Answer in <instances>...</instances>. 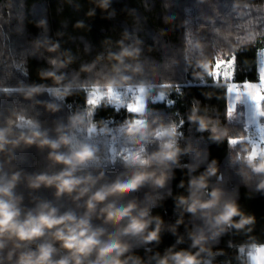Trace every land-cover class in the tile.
<instances>
[{
	"label": "clouds",
	"instance_id": "clouds-1",
	"mask_svg": "<svg viewBox=\"0 0 264 264\" xmlns=\"http://www.w3.org/2000/svg\"><path fill=\"white\" fill-rule=\"evenodd\" d=\"M88 2L92 5L88 17L95 16L97 8L108 17L115 15L112 0ZM234 7L239 9V3ZM252 24L249 21L242 34L233 32L230 25L216 29L229 40L224 54L234 55L264 37V30L257 31ZM38 26L47 30V21L39 20ZM76 27H85L84 21H78ZM145 41L143 35L133 38L124 31L120 39L106 40L103 52L82 64L71 77L64 71L76 59L70 50L48 37L34 41L35 52L43 49L54 54L48 57L49 67L38 71L41 81L51 80L52 84L21 82L16 91L25 99L56 113L62 107L59 101L74 94L82 73L96 76L87 88V104L91 107L72 112L53 129L42 127L39 120L19 107L0 116V264H216V257L225 254L216 248L224 234L232 230L252 232L255 215L221 185L218 160H209L205 149L184 138V118L150 114L146 103L149 97L164 100L173 91L183 93L168 75L178 61L171 58L168 67L157 72L153 65L162 62H149ZM188 47L196 53L194 58L185 57L193 77L205 83L211 78L213 86L221 87L216 57L204 52L205 42L189 41ZM134 88L139 99L129 102L135 110L128 109L133 115L126 128L114 129L108 120L94 118L95 106L101 101L119 111ZM45 92L53 99H37ZM205 95L210 97L212 93ZM256 99V114L264 116L258 93ZM232 118V114H226L222 119L215 107L199 100H194L186 113L187 122L197 132H207L209 141L228 142L229 162L236 166L242 183L252 193H264V140H254L246 125L242 129L230 125ZM97 137H106L107 141L102 145L93 142ZM113 140L120 142L125 153L120 161L126 165L115 175L111 169L118 153L109 147ZM150 145L155 147L149 150ZM33 146L47 150L49 168L55 170L29 173L14 163L18 149ZM106 151L110 155L106 156ZM189 155L191 162L182 163V158ZM205 161L206 166L199 171ZM177 168L187 169V179L178 185L184 191L173 195L168 185ZM21 184L30 194L41 188L53 189L54 199L31 195L32 206H27L24 193L17 191ZM145 186L149 191L142 199L131 195ZM167 196L174 199L178 213L173 223L153 214V208ZM65 198L71 207L57 203ZM188 220L196 222L189 224ZM181 225H185L183 232ZM166 233L172 234L175 242L161 252L158 246ZM185 243L187 247H180ZM139 248L144 249V255L138 253ZM250 248L245 256V247H240L236 257L240 264H249V257L256 264H264V245L253 242Z\"/></svg>",
	"mask_w": 264,
	"mask_h": 264
},
{
	"label": "trees",
	"instance_id": "trees-1",
	"mask_svg": "<svg viewBox=\"0 0 264 264\" xmlns=\"http://www.w3.org/2000/svg\"><path fill=\"white\" fill-rule=\"evenodd\" d=\"M237 2L240 5L239 9L234 7ZM90 7L92 5L88 0H0V116H6L10 108L19 107L25 109L30 117L39 120L42 127L53 129L56 122L66 121L72 112L91 107L87 104V88L94 82L96 73H82L79 81L76 82L74 94L64 101H59L62 107L56 113L47 111L43 104H34L16 91L21 82L52 84L51 80L41 81L38 71L49 67L48 57L54 54L47 53L43 49L35 52L34 41L37 38L48 37L58 40L62 49L73 53L76 57L75 61L64 70L71 77L73 73L79 71L82 64L92 62L99 53L103 52L106 40L111 39L114 42L121 38L124 31L130 32L133 38L136 35L145 36V54L149 62H162L160 65H153L157 72L161 67L167 68L171 58L178 61L168 75L183 93L180 95L173 91L171 96L174 103L170 105L149 97L146 103L150 114L164 118L173 117L177 120L184 118L185 122L181 128L184 138L191 139L205 149L209 160L213 158L218 160L219 182L228 192L237 195L241 206L256 217L252 232L232 230L224 234L216 244V248L223 249L225 253L216 257V264H225L226 261L240 264L236 257L240 255L241 246L245 247L244 255L247 256V253L252 251L250 245L253 242L258 245L264 244V193H252L242 183L236 172V166L229 162L227 141L213 143L207 139V132L199 133L187 122L186 113L194 100L215 107L224 119L227 113L229 80L220 76L222 86L215 87L211 78L207 83L195 79L185 57L192 55L194 58L196 55L188 47L189 41L203 40L204 52L215 56L216 63H226L236 57L232 71L234 83L259 82L258 55L264 48V37L258 38L254 45L242 48L234 55H226L224 49L230 46L229 40L216 29L230 25L233 32L242 34L249 26L248 22L253 21L251 27L257 31L264 30V0H112L111 7L115 10V15L112 17H108L107 13L99 8L95 16L88 17L86 13ZM171 14H175L174 19L170 18ZM41 19L47 21V30L38 26V21ZM78 21H84L85 27H76ZM97 67L102 68V65ZM150 74L155 72L150 70ZM80 84H84L85 87L81 88ZM205 93L212 95L208 97ZM37 99L47 101L53 98L45 92ZM262 107L264 109V103ZM132 115L126 105L121 106L117 111L116 106L106 105L103 101L95 106L94 112L96 120L106 119L114 129L126 128V122ZM228 123L241 129L246 125L241 122L228 121ZM247 129L249 133L252 131L248 126ZM106 141V137H97L93 142L102 145ZM109 147L118 153L117 161L111 169L112 174L115 175L126 166L120 161L125 153L119 141H111ZM153 147L155 145H150L149 150ZM105 155L108 156L110 153L106 151ZM46 157L47 150L41 151L33 146L23 150L18 149L14 163L29 173L55 170L49 168ZM189 162H191L190 155L182 158V163ZM206 163L207 161L202 164L199 171H203ZM186 171V168L175 169V177L168 185L173 195L184 191L178 185L181 180L187 179ZM213 180L215 182L216 178ZM17 191L24 193L27 206H32L31 195L54 199L53 189L41 188L30 194V190L21 184ZM147 191L149 188L145 186L131 195L142 199ZM161 191L166 192L167 189ZM57 203L63 204L64 208L71 207L66 198ZM153 214L163 216L167 222H175L178 213L172 196H167L162 204L154 207ZM195 222L187 221L189 224ZM180 231H185V225H181ZM174 242L175 237L166 233L158 250L162 252ZM180 247H187V243ZM137 251L140 255H144L143 248Z\"/></svg>",
	"mask_w": 264,
	"mask_h": 264
},
{
	"label": "snow or ice",
	"instance_id": "snow-or-ice-1",
	"mask_svg": "<svg viewBox=\"0 0 264 264\" xmlns=\"http://www.w3.org/2000/svg\"><path fill=\"white\" fill-rule=\"evenodd\" d=\"M234 60H236V57H234ZM258 80H259V83H253V82H247V81L242 84L233 83L237 86L239 91L234 90L231 93V95L228 96L226 114H232V116L234 117V112L237 109V105L243 102L245 96H247L248 99L253 102L251 105V112L253 113V118H254V115L256 114V105H257L256 93L259 94V103L260 104L264 103V56H262V59L260 61ZM245 85H250L254 87H250L248 90H245ZM129 91L133 92L134 89H130ZM232 94H234V98ZM137 99H139V95L135 96V101ZM127 109L133 110V111L135 110L133 104H128ZM260 132H261L260 139L264 140V127H261Z\"/></svg>",
	"mask_w": 264,
	"mask_h": 264
},
{
	"label": "crops",
	"instance_id": "crops-1",
	"mask_svg": "<svg viewBox=\"0 0 264 264\" xmlns=\"http://www.w3.org/2000/svg\"><path fill=\"white\" fill-rule=\"evenodd\" d=\"M262 56H264V48L259 51L258 68L260 66V61L262 59ZM221 63L222 62L216 63V67L219 66L218 71L221 70V73L219 74V76H223L225 78V80H226V78L229 80V83L227 85L228 86V93H232L234 90L239 91V89H236L235 85L233 84L234 82L232 81V78H231L232 72L228 74V72L222 66H220ZM221 67H222V69H220ZM257 83H259V82H257ZM250 87H254V86L245 85V90H248ZM241 90H243V89H241ZM232 95L234 98V94H232ZM228 96H229V94H228ZM252 103L253 102L250 101L247 96H245L243 102H241V105L244 106V108H243V121H241V123H245L249 128H252V131L249 134L252 136V138L254 140L259 141L260 134H261V132H260L261 127H264V116H258L257 114H255L254 118H253V113L251 112ZM237 108L239 110V104L237 105ZM261 108L263 109L262 104H261ZM261 245H264V244H261ZM249 263L250 264H256V261H253L249 257Z\"/></svg>",
	"mask_w": 264,
	"mask_h": 264
},
{
	"label": "rangeland",
	"instance_id": "rangeland-1",
	"mask_svg": "<svg viewBox=\"0 0 264 264\" xmlns=\"http://www.w3.org/2000/svg\"><path fill=\"white\" fill-rule=\"evenodd\" d=\"M227 72L228 74L231 73L234 70V59H230L228 62H222L221 65ZM222 67L220 69H222ZM219 66L216 67L217 73L220 74L221 70L218 71ZM137 95H139V93H137ZM136 95V96H137ZM129 93H127V98L125 99V102L122 106H127L129 104V102H135V98H129ZM243 108L244 106L241 105V103L239 104V110L237 108V110L234 112V117L230 120L231 122H241L243 121Z\"/></svg>",
	"mask_w": 264,
	"mask_h": 264
},
{
	"label": "built area",
	"instance_id": "built-area-1",
	"mask_svg": "<svg viewBox=\"0 0 264 264\" xmlns=\"http://www.w3.org/2000/svg\"><path fill=\"white\" fill-rule=\"evenodd\" d=\"M237 84H239V83H237ZM234 85H235V84H234ZM235 87H236V89H238L236 85H235ZM128 93H129V96H128V97L133 99V98H135V96L137 95L138 90L134 88V91H133V92H128ZM169 100H172V96H171V94H170L167 98H165L164 100H162V101H164L165 103H167L168 105H170V104L168 103Z\"/></svg>",
	"mask_w": 264,
	"mask_h": 264
}]
</instances>
